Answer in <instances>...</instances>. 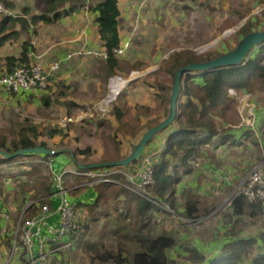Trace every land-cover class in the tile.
I'll use <instances>...</instances> for the list:
<instances>
[{
  "label": "rangeland",
  "instance_id": "rangeland-1",
  "mask_svg": "<svg viewBox=\"0 0 264 264\" xmlns=\"http://www.w3.org/2000/svg\"><path fill=\"white\" fill-rule=\"evenodd\" d=\"M9 8L15 14L14 8ZM122 10H124V18L122 19L123 34L129 40V47L121 57L125 71L119 72V74L130 77L132 73L136 72L135 75L138 76L137 79L132 81L130 88H126V90L128 89L126 99L133 103L129 107L130 111L127 112L126 119L128 120L135 117L137 113L136 102H138V105L157 104V97L154 92L156 89L151 87L152 83L156 81L154 73L162 68V65H165V62L167 60L169 61L175 53L191 50L198 54H204L214 58L217 55L228 54L237 49L245 39L240 29L247 21H253V31H264V0H130L128 3L125 2L123 4ZM117 14L121 16V11L119 10ZM7 47L12 49L10 50L11 53H14V55L17 54V46L7 45ZM7 47L0 49V59L5 57L7 53L5 49ZM85 48L88 49L89 47ZM253 53L254 51L252 50L250 55ZM78 58L80 59L79 63H83V65L78 67V69L74 66L72 74V77L75 78L78 85L73 84V86L64 90V95L62 96L58 97V92L52 90L54 85H52L50 79L46 89L41 90L40 94H34L31 99H26L25 96H17L13 93L1 94L0 134L10 133L12 135L18 131L25 119H30L39 126L40 131L43 133L49 127L56 126L63 128L64 132L65 130L75 131L77 134L74 132L73 137H68V139L67 137L60 139V135L52 139L46 133L41 137H46L48 146L54 150L68 147L71 148L72 152H76L77 148H80L78 147V143L82 147L81 149L90 147L92 151L89 154L86 153L84 156L79 153L76 154L79 162L90 160L91 158L102 157V160L116 158L119 155L118 151L122 148V145H129V142H131L125 137V135L129 136L130 132L126 129L121 131L124 134L120 137V145L118 144L119 140H117L118 133L113 138L111 136V130L110 134L109 129H104L103 132L102 128L89 124L90 119L99 121L101 119H111L113 116L112 111L115 104L106 115H102L95 110V105L107 93V83H104L103 78L98 76L101 70L100 67H102V58L83 54H79ZM88 65L90 68L92 67L98 71L95 74L99 78V84L93 80L95 79L94 71L84 72L81 68H87ZM164 80L172 83L170 77H166ZM253 83V86L246 87L245 89L234 88L236 94L228 92L232 101L229 103V106L226 105L224 112L218 110L213 111L220 134H224L230 129L238 127L237 125H241L242 122L245 123L251 109L250 107L255 105L257 116L255 114L252 116V123L249 125L255 130L253 132H257L259 138L264 141V82L256 80ZM80 88L86 91L90 88L95 91L83 93ZM151 88H153L151 95L154 96V101H149L148 98H145V96L148 97L150 95L151 90L148 89ZM47 96L50 97L49 105H46L43 101L44 97ZM69 102H74L75 104L72 105ZM165 106L168 107V104L164 103V105L162 104L155 108L156 111L151 114L153 117H156L153 120L154 122L157 118L165 119L163 112ZM80 115L84 116L82 121L76 120L73 123L67 124L65 127L61 126V120L65 116L78 117ZM248 132L251 131L248 130ZM78 134L79 136H74ZM74 138L76 139L75 141ZM254 138L251 137V141ZM256 145H254V156L257 159L259 156H256L258 155ZM93 149L95 150L94 153ZM242 152L243 155H248L245 149ZM215 156L213 155V158ZM20 164L22 163L15 162L3 165L2 167L0 166V188L3 192L7 193L5 200L14 206H19V209L22 210L26 202L20 207L21 202L16 203L15 201L18 204L15 205L14 197L7 192V187L6 189L4 187L7 186V183H10V186H15L16 191L21 192L22 185H24V182H27L28 178L31 179L28 181V184L24 185V188H28L33 183L49 181L51 178V168L45 163L30 176L22 175L17 177V166ZM53 166L56 168V163ZM76 171H78V168ZM8 173L13 175V177L11 176L13 179H5ZM78 177L74 173H67V176L64 174V186L72 187L82 184L80 189L98 187L101 193L98 205L93 210L84 208V203H87V201L79 205L82 216L80 222L81 228L87 226V228H84L85 233L82 239L88 241V243L95 242L100 246L101 251L107 249L113 255L123 253V256H127L128 250L134 248L130 236L139 223L136 202L132 199V194L129 192H121L122 186L127 188V177H115V180L110 182L111 185L97 183L96 177ZM55 181L57 182L54 179ZM182 182L188 184L189 177L185 175ZM73 191L75 193L74 189ZM191 194L193 197L196 196L195 193ZM29 199L37 198L30 197ZM175 211L177 212L175 215L170 213H167V215L162 214L165 217L164 222L168 220L169 224L167 225L170 226L168 233L175 236L180 231L183 232L184 230L185 232L188 230L185 232L188 234L193 226L183 224V219L179 218V216L183 215L184 218L195 216L182 214L176 208ZM106 212L110 213L108 217H104ZM122 212L127 213L125 221L126 228L120 232H114L112 218ZM28 215L29 213L26 216ZM16 216L18 217L17 213ZM95 217L99 220L95 221ZM177 223H182V226L176 225V227H173ZM162 224L163 221L151 222L152 233L156 234L159 232V229L161 231ZM124 231L127 233L125 236ZM85 244L76 246L73 249L75 251L72 250L70 252L72 256L68 261L74 264H97V261H99L96 259L97 253L88 249L86 250ZM120 249L124 251L121 252ZM172 250L173 248L169 250V253ZM174 253L176 255L177 252L174 251L172 253L173 256ZM93 259L96 260L93 262ZM65 262L67 260L60 262V264H64ZM173 263L170 259L169 264ZM103 264L116 263L111 260Z\"/></svg>",
  "mask_w": 264,
  "mask_h": 264
},
{
  "label": "trees",
  "instance_id": "trees-1",
  "mask_svg": "<svg viewBox=\"0 0 264 264\" xmlns=\"http://www.w3.org/2000/svg\"><path fill=\"white\" fill-rule=\"evenodd\" d=\"M66 2H73V4L64 10L58 9L60 6H64ZM76 2L77 0H46L48 5L47 9H45L42 14L35 15L33 19L34 21L42 20L44 22H53L58 20L63 15L71 14L75 9H77V7L84 5ZM6 5L7 7H10L9 3L7 2ZM88 9L97 15V30L101 40L104 43L105 50L108 53V57L101 60L102 67H100V72L103 73V81L108 82L112 75L125 71L123 62L121 60L123 55H117L114 52L116 48L123 44L120 35V19L119 15L117 14L119 11V0H95L90 6H88ZM16 19L17 18H15L13 15H4L0 22V32H5V24L15 21ZM252 23L253 21L251 20L247 21L241 27L240 32L244 35V38L254 32H257L253 31ZM13 34H16V32L13 31L1 36L0 46H2L4 42L8 40ZM263 44L264 43H258L253 50L254 53L249 55L240 63L209 70L187 71L183 73L181 75L179 89L180 97L178 103V115L175 122L166 128L156 131L147 142L142 154L132 163L123 166L97 168H91V163H83V168L80 166V164L77 165L78 171L89 172L102 169L109 170L112 167H119L120 169L128 172L135 171L140 166L143 156L145 154L151 153L149 151L145 152L146 147L152 143L153 139H155L157 135L170 130L165 141V147L160 153L155 155L154 182L147 185V189L173 206L176 201L177 186L181 181L182 175L180 173L182 172L183 174H186L191 172L192 165L190 161L195 153L199 151L201 146L209 145L213 141L214 137L220 134L215 117L213 115V111L218 110L224 112L226 105L229 106V103L232 101V98L228 93L229 88L245 89L246 87L253 86V82L256 80H261L264 82ZM32 48L33 43L31 40L25 41L22 44V50L18 56H5L3 59L4 63H1L0 61V74L11 72L21 66H29L33 64L34 61H32L30 57ZM222 55L223 54H220L213 58L212 56L198 54L197 52L191 50L175 53L169 61L167 60L165 62V65H162V68L154 73L156 76V81L152 83V87L156 89V106L151 107L149 105L137 104V113L135 117H132L129 120L126 119L127 112L130 111V105H128V101L126 99L128 93L126 88L132 83L123 89L119 98L115 102L112 111V117H114L120 123V125L115 126L109 119H101L99 121L90 119L89 124L91 126L96 125L99 128H102L103 132L104 129H109L108 131L111 130V136L113 138H115L118 132L126 129L130 132L132 137L139 136L140 139L133 147L131 154L124 156L117 155L116 158L99 161L97 163L120 161L129 158L136 151V149H138L146 133L170 117L172 95L178 71L192 63L211 61ZM166 77H170L172 83L165 81L164 78ZM71 86L73 85L67 84L64 80H58L54 83V88H52V90L58 92L57 96L59 97L64 95V90L70 88ZM43 101L46 105H49L50 97H44ZM69 103L72 105L75 104L74 102ZM164 103L168 104V107L165 106V110L163 111L165 119L163 120L157 118L154 122L153 120L156 117H152L151 114L156 111L155 108L162 104L164 105ZM45 133L50 138L60 135L63 139L67 136V133L64 132V129L58 126L49 127ZM45 133L40 131L39 126L32 120L25 119L24 123L17 132H14L12 135H10V133L0 134V150L13 155L24 148L35 146H44L50 148L47 144V141L40 139V137ZM229 136L230 135H222V139L225 140V138H228ZM117 140H119L118 144H120L121 140ZM90 151H92L90 147H87L85 149L77 148L76 152L62 151L55 154L32 153L17 156L15 155L12 157H4L0 153V165L18 161H21V163H26V159H31V162L27 163L28 168H24L23 170L21 169L19 172H17V177H19L22 175L30 176L35 171H37L39 167H42L45 163L48 164L51 168L50 180L36 184L33 183L28 188H24V185L28 184V181L31 179L28 178L27 182H24V185H22L23 187L21 192H19L17 195V197H19L21 194L23 197L22 200H20V207H22L30 197L40 199L43 198L44 200H41L39 204L42 206L46 202L45 197L50 196L56 189L57 184L56 181L54 182V172L62 171V169L57 166V162H55L56 168L51 165V160L55 161L56 157L64 155L65 152L66 154L71 153L75 158L77 153L89 154ZM37 158L41 161H35ZM173 159L177 161L173 162ZM134 165H138V167L133 169ZM65 174L67 176V173ZM10 176L13 177L12 174H10ZM78 176L80 178L84 177V175ZM115 176L120 177L123 175L116 174ZM103 184L111 185L109 182H104ZM121 192H129L132 194V199L136 202V212L139 221L135 230L130 236V240L132 241L134 248L128 250L129 255L126 254L127 256H123V253L113 255V253L107 251V249L101 251L100 246L95 242L88 243V241L83 240L82 236H84L85 233L84 228H87V226L83 228L80 226L78 232L73 237L75 240V248L76 246H81L82 244L84 245L86 243V250L88 249L97 253L96 259L99 260L97 261V264L108 263L111 260H113V262L116 264H169V250L176 245L175 237L169 234L167 231H162L160 234L154 235L151 230V220L153 215L163 211L164 209L151 200L126 188L125 186L121 187ZM100 194L101 193L99 191V196L96 201L84 203V206L87 210H93L94 207L98 205V202L101 198ZM243 201L250 203L244 195H239L235 199V202L237 203ZM252 205L259 206L260 209H262V205L259 201L252 202ZM39 207L40 206H33L29 211V215L38 212ZM187 210L189 214H191L190 212L192 211V208L190 204L187 205ZM128 212H130V210H128ZM126 214L122 212L118 216L112 218L114 232H120L126 228ZM109 215L110 213L106 212L104 217H108ZM195 217L197 216L195 215ZM96 220L99 219L95 217V221ZM125 235H127V233H125L124 236ZM256 242V237L231 240L225 244L223 253L213 257L206 264H238V262L243 260V258L253 249ZM185 250L187 252V255L184 256L185 261H190L192 264H203L205 262L206 257L195 247L187 246L185 247ZM120 251L123 252L124 250L120 249ZM96 259H93V262ZM253 264H264V253H258L256 256H254Z\"/></svg>",
  "mask_w": 264,
  "mask_h": 264
},
{
  "label": "crops",
  "instance_id": "crops-1",
  "mask_svg": "<svg viewBox=\"0 0 264 264\" xmlns=\"http://www.w3.org/2000/svg\"><path fill=\"white\" fill-rule=\"evenodd\" d=\"M3 1L5 3H9V6L14 8L15 14H13V16L17 19L5 24V32H0V37L13 31L16 32V34H13L4 42L2 46H0V49L6 48L7 45L17 46L16 55L18 56L22 50V44L25 41L31 40L33 43V48L30 52L31 60L43 63L45 69L49 72V79L52 82V85H54V83L58 80H64L67 84L78 85L75 78L72 77V74L74 66L78 69V67L83 65V63H79V54H77V51H79L81 47L85 46L100 50L105 49L104 43L97 30V15L88 9V6H90L95 0H77L76 3L84 5L77 7V9H75L71 14L63 15L58 20L53 22H44L42 20L34 21L33 19L35 15L42 14L45 9H47L48 5L46 0ZM129 1L130 0H119V10L121 11V16H119L120 35L123 43L126 42L128 38H126L123 34L122 19L124 18V10H122V7L125 2L128 3ZM72 4L73 2H66L64 6H60L58 9L64 10ZM3 17L4 15L0 14V22ZM10 50L12 49H9L8 47L5 49L7 52L5 56L14 55V53H11ZM70 54H72L71 57L69 56ZM3 59L4 57L0 59L1 63H4ZM55 62H59L60 65L58 69L51 71L50 66ZM81 68L84 72L94 71L95 79L93 80L96 83L98 82L97 84L100 83L99 78L96 77L97 74H95L97 70L92 67L90 68L89 65L87 68ZM102 74V72H99L98 76L102 77ZM130 86L127 88H130ZM153 88L148 89L151 90L150 95H148V97L145 96V98H148L149 101H154V96L151 95ZM80 89L83 93H91L95 91L90 88L87 89V91L82 88ZM40 91V89H32L24 94L22 93V95L18 94L17 96H25L26 99H31L34 94H40ZM1 94L3 93H0V95ZM127 101L128 105H133V103L129 100ZM136 104H138V102H136ZM149 106L155 107L156 105L150 103ZM254 114L256 115L255 109ZM109 120L112 121L115 126L120 125L114 117ZM237 126L238 127H234L224 134L221 133L218 136H215L209 145L201 146L199 151L195 153L190 161L192 165L191 172L186 174H183L182 172L180 173L182 176L181 181L177 186L176 201L173 206L170 205L174 213L163 210L153 215L151 220L152 222L163 221L161 231L159 229L160 233L164 230L167 232L170 230V226L167 225L169 224L168 220L164 222L165 217L163 215H167V213L175 215V213H177L175 208L178 212H182V214L184 213L192 216L196 215L199 218H203V222H201L199 226H193L192 229L189 230L188 234L185 233L188 230L185 232L183 230V232L180 231V233L175 234L174 237L176 239V245L169 253V261L171 259L174 262L173 264H192V262L184 260V256L187 255L185 250V247L187 246L198 249L206 257V260L203 263L206 264L213 257L223 253L224 246L227 242L238 238H257V242L255 243L253 249L243 258V260L238 262V264H253L254 256L258 253H264V211L260 209L259 206L252 205V202L250 201L251 205L245 201L237 203L235 202V198L233 199L234 201H232V204L228 203V199H232L235 196V192L239 189L242 180L249 173L253 164L264 158V141L259 138L258 133L253 132L254 129H252L249 124L242 122L241 125ZM248 130L251 132H248ZM169 131L170 130L157 135L156 138L153 139L152 143L146 147L145 152L149 151L155 155L160 153L165 147V141ZM65 132L67 133L66 137L68 139V137H73L75 131L65 130ZM75 134L77 133L75 132ZM123 134L124 132H118L117 139H120ZM222 135L230 136L223 140ZM74 136H79V134ZM125 137L131 142H129V145H122V148L118 151L120 156L131 154L133 147L140 139L139 136L132 137L130 134L129 136L125 135ZM251 137H255L254 140L252 139L253 141H251ZM61 138L62 137H60V139ZM40 139L47 141L46 137H40ZM75 140L76 139L74 138V141ZM253 142L257 144L256 148L258 149V155L256 156H259L257 159L254 156L255 144ZM78 147L82 148L79 143ZM243 149H245V152H248V155H243ZM62 151L72 152L71 148L65 147L63 149L56 150V153H60ZM94 152L95 150L93 153ZM81 155L84 156L85 154ZM213 155L216 156L213 158ZM25 161L26 163H22L17 166V172L19 169L23 170L24 168H28L27 163L31 162V159ZM35 161L41 160L37 158ZM99 161H103L102 157L95 159L91 158L90 160L79 162L77 157L74 158L71 153L66 154L65 152L64 155L56 157L53 163L57 162V166L66 173H74L73 170H77L78 164L81 166L83 163L95 164ZM172 161L176 162L177 160L173 159ZM18 162L21 163V161ZM3 165H6V163L0 166L2 167ZM137 167L138 165H134L133 169ZM57 173H59V171L54 172L55 175ZM10 174L11 173H8L5 179H13L9 176ZM185 175L189 177L188 184L182 182ZM6 187L7 192L14 197V204L18 205L16 203L20 202L18 200H22L23 197L21 195L17 197L19 191H16L15 186H10V183H7V186L4 188L6 189ZM81 187L82 184L79 186L74 185L72 187H67L70 198L73 201H77L78 206L80 203L86 201L89 203L96 201L99 196L98 187L80 189ZM73 189L75 190V193ZM191 193H195L196 196H191ZM6 194L7 193L3 192L0 188V208H10L14 216H16V213L18 215V212H20L19 206H14L10 202H7V200H5ZM59 201V197L56 196L49 200V203L52 208L56 209ZM188 204H190L192 208V211L190 212L191 214H189L187 210ZM182 217L183 215L179 216L181 219ZM59 220L60 216L55 212L48 219L47 225L56 228L59 224ZM181 224L177 223L173 225V227H176V225L182 226ZM183 224H185L184 221ZM43 231L47 233V229L45 227L43 228ZM159 232L154 235L160 234ZM174 251L177 253L176 255L174 253L173 256L172 253ZM71 256L72 253L70 252L60 254L47 264H60V262L68 260Z\"/></svg>",
  "mask_w": 264,
  "mask_h": 264
},
{
  "label": "built area",
  "instance_id": "built-area-1",
  "mask_svg": "<svg viewBox=\"0 0 264 264\" xmlns=\"http://www.w3.org/2000/svg\"><path fill=\"white\" fill-rule=\"evenodd\" d=\"M0 14L13 15L9 7L3 0H0ZM129 47V41L124 42L114 50L117 55H124ZM77 54L92 55L102 59L108 57L105 49H87L82 47ZM70 57L72 54L69 55ZM59 67V62L52 63L51 71ZM132 73L130 77L121 74L112 75L107 82V93L95 105V110L102 115L111 111L112 106L125 89L138 76ZM49 84V72L43 63L36 61L29 66H21L11 72L0 74V93L22 94L32 89H46ZM229 93L236 94L234 88H229ZM250 107L246 118V124L252 123L255 105ZM92 115V114H91ZM83 115L78 117L65 116L61 120V126L76 120L82 121ZM244 119V115H243ZM55 151V150H54ZM53 160H51V165ZM52 167V166H51ZM75 174L84 175L97 179V183L112 182L116 174L120 177H127V188L151 200L162 209L173 212L168 202L158 197L155 193L147 189V185L154 182L155 154L149 153L143 156L140 166L132 172L125 171L119 167H112L109 170H95L82 172L73 170ZM66 172L61 171L55 175L56 189L46 198V202L41 206L43 198L28 199L25 206L20 210L18 217L14 216L10 208H0V264H47L60 254L71 252L75 248L74 236L80 228L81 213L77 201H73L68 188L63 184V177ZM119 177V176H118ZM239 195H244L250 202L259 201L264 211V158L255 162L249 173L242 180L239 189L235 192L228 203L232 204L233 199ZM59 197V204L56 209L52 208L49 200ZM33 206H40L38 212L26 216ZM60 216L59 224L55 228L47 225L48 219L53 213ZM174 213V212H173ZM186 225L199 226L203 218L182 217ZM47 229V233L43 228ZM64 264H74L67 260Z\"/></svg>",
  "mask_w": 264,
  "mask_h": 264
},
{
  "label": "water",
  "instance_id": "water-1",
  "mask_svg": "<svg viewBox=\"0 0 264 264\" xmlns=\"http://www.w3.org/2000/svg\"><path fill=\"white\" fill-rule=\"evenodd\" d=\"M258 43H264V31H257L249 36H247L244 41L237 47V49L233 50L232 52L222 55L214 60L207 61V62H201V63H192L190 65H187L183 68H181L177 75H176V80H175V85H174V91L172 95V107H171V115L170 117L160 123L159 125L153 127L150 129L144 138L142 139V142L138 149L127 159L120 160V161H111V162H103V163H95L91 164V168H97V167H110V166H123V165H128L132 163L137 157H139L147 142L151 138V136L158 130H161L163 128H166L167 126L173 124L177 118L178 115V101L180 97L179 89H180V83H181V75L187 71H196V70H209L213 68H220V67H226L231 64L235 63H240L244 59H246L252 50H254L255 46ZM0 153L4 157H12V156H17V155H22V154H32V153H37V154H55L56 151L44 147V146H35V147H30V148H24L16 152L15 154H9L6 153L2 150H0ZM83 168L84 165H81Z\"/></svg>",
  "mask_w": 264,
  "mask_h": 264
}]
</instances>
